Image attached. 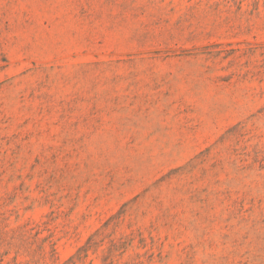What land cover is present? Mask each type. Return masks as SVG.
Masks as SVG:
<instances>
[{"label":"rangeland","instance_id":"rangeland-1","mask_svg":"<svg viewBox=\"0 0 264 264\" xmlns=\"http://www.w3.org/2000/svg\"><path fill=\"white\" fill-rule=\"evenodd\" d=\"M0 264H264V0H0Z\"/></svg>","mask_w":264,"mask_h":264}]
</instances>
